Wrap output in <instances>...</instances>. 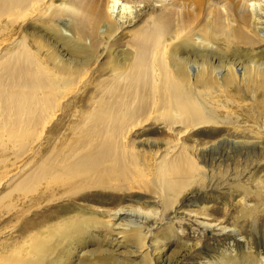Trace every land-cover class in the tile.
Wrapping results in <instances>:
<instances>
[{
	"label": "rangeland",
	"instance_id": "1",
	"mask_svg": "<svg viewBox=\"0 0 264 264\" xmlns=\"http://www.w3.org/2000/svg\"><path fill=\"white\" fill-rule=\"evenodd\" d=\"M121 1L0 0V264H264V0Z\"/></svg>",
	"mask_w": 264,
	"mask_h": 264
},
{
	"label": "bare ground",
	"instance_id": "2",
	"mask_svg": "<svg viewBox=\"0 0 264 264\" xmlns=\"http://www.w3.org/2000/svg\"><path fill=\"white\" fill-rule=\"evenodd\" d=\"M253 0H251V1H248V2H250V5H254L256 2L255 1H253ZM262 1V0H261ZM247 2V3H248ZM263 4V3H262ZM131 5H128L127 3H125V2H123V1H121V0H109V3H108V10L110 11V13L112 12L113 14L116 12L117 13V16L119 15V17H118V19H117V24L119 25V23L120 22H123L124 21V18L126 17V15H125V13H129V11L131 10L132 11V9L130 8V10H129V7H130ZM254 6H256V5H254ZM111 13V14H112ZM131 13V12H130ZM112 14V15H113ZM112 17V16H111ZM259 21V20H258ZM259 22H262L261 21V19H260V21ZM258 23V22H257ZM116 25V24H115ZM258 28H260V34H261V36H264V31L262 30L264 27H261V26H259ZM172 42V40L170 41V42H168L167 43V45L169 46V44ZM167 47V46H166ZM227 70H229V68L227 69ZM231 70V69H230ZM199 120H201V119H199ZM198 120V122H199V124H201L200 122L202 121H199ZM204 121V120H203ZM202 121V122H203ZM205 122V121H204ZM195 123H197V120L195 121ZM198 124V123H197ZM193 125H194V123H193ZM196 125V124H195ZM126 234V233H125ZM124 233H123V237L124 238H126L127 237V235H125ZM146 249H148L147 248V245H146V243L143 241V242H141L140 243V251H144V250H146ZM20 250H17V252H19ZM21 252V251H20Z\"/></svg>",
	"mask_w": 264,
	"mask_h": 264
}]
</instances>
